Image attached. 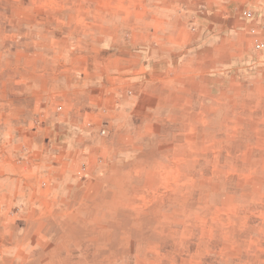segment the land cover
Instances as JSON below:
<instances>
[{
	"label": "rangeland",
	"instance_id": "obj_1",
	"mask_svg": "<svg viewBox=\"0 0 264 264\" xmlns=\"http://www.w3.org/2000/svg\"><path fill=\"white\" fill-rule=\"evenodd\" d=\"M0 264H264V0H0Z\"/></svg>",
	"mask_w": 264,
	"mask_h": 264
},
{
	"label": "bare ground",
	"instance_id": "obj_2",
	"mask_svg": "<svg viewBox=\"0 0 264 264\" xmlns=\"http://www.w3.org/2000/svg\"><path fill=\"white\" fill-rule=\"evenodd\" d=\"M124 179H125V178H124ZM126 182H127V181H126ZM139 182H141V181H139ZM115 183H116V182H115ZM121 183H122V182H121ZM114 193H115V192H114ZM126 193H127V192H126ZM123 194H125V193H123ZM123 194H122V195H123ZM105 196H106V195H105ZM97 197H98V196H97ZM96 200H97V199H96ZM96 200H95V201H96ZM97 202H98V201H97ZM97 202H95V203H97ZM89 204H90V203H89ZM94 205H95V204H94ZM100 205H101V204H100ZM97 206H98V205H97ZM97 206H96V207H97ZM94 207H95V206H94ZM98 209H100V210H102V211L104 210V213H103L104 218H106V217H108L109 215H111V213H108V212L105 211V207L99 206V207L97 208V210H98ZM113 216L117 217V215H113ZM117 218H118V217H117ZM106 219H108V218H106ZM148 222H149V221H148ZM144 227H145V226H144Z\"/></svg>",
	"mask_w": 264,
	"mask_h": 264
}]
</instances>
